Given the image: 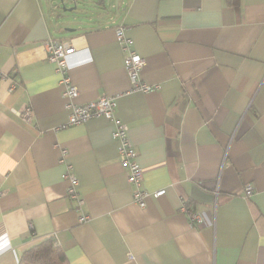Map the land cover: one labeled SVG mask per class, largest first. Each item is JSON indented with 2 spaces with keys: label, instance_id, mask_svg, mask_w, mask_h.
I'll return each instance as SVG.
<instances>
[{
  "label": "crops",
  "instance_id": "1",
  "mask_svg": "<svg viewBox=\"0 0 264 264\" xmlns=\"http://www.w3.org/2000/svg\"><path fill=\"white\" fill-rule=\"evenodd\" d=\"M75 3L65 14L55 0H0V264H19L48 238L70 264H264V0H65ZM117 25L159 89L128 92ZM48 37L77 48L76 103L118 95L145 188L166 189L145 208L112 121L58 128L69 110ZM61 146L82 209L66 195Z\"/></svg>",
  "mask_w": 264,
  "mask_h": 264
},
{
  "label": "built area",
  "instance_id": "2",
  "mask_svg": "<svg viewBox=\"0 0 264 264\" xmlns=\"http://www.w3.org/2000/svg\"><path fill=\"white\" fill-rule=\"evenodd\" d=\"M115 37L125 53L124 66L131 83V88L128 92H149L154 89H159L160 84H150L141 77V72L146 61L145 58L134 49L133 39L127 34L126 27L117 25L115 27ZM43 45L47 52V58L56 65V72L61 75V83L65 86L62 95L67 99L66 108L69 110V117L68 120L58 128H66L71 125L81 124L92 118L98 117H104L112 121L114 125L112 136L117 143L119 161L128 171V180L133 186V201L140 208H145L149 196H160L166 192V189L151 192L145 188L144 168L139 162L138 150L129 137V126L117 114L118 95L109 96L104 94L85 103H76L75 98L78 96L79 90L68 73L71 65V58L77 51L76 46L70 40L56 39L53 37L45 39ZM1 77H6V79L10 81L8 87L9 91L15 89L16 82L12 76L1 74ZM19 115L29 120L33 115V110L31 107L26 106L19 111ZM60 152L59 161L65 166L63 176L68 182L66 195L76 201L78 209H82L86 200L80 193L79 178L75 171L74 164L69 160L70 152L63 146H61ZM253 190V186L250 184L245 187L246 194H251ZM3 194L4 191L0 190V196ZM184 210L187 211V208L184 207ZM189 214L192 223L203 224L205 222L203 214L194 213L192 211H189ZM88 219L89 216L85 214L80 217L81 222L87 221Z\"/></svg>",
  "mask_w": 264,
  "mask_h": 264
},
{
  "label": "trees",
  "instance_id": "3",
  "mask_svg": "<svg viewBox=\"0 0 264 264\" xmlns=\"http://www.w3.org/2000/svg\"><path fill=\"white\" fill-rule=\"evenodd\" d=\"M19 264H70L67 256L53 238H48L28 249Z\"/></svg>",
  "mask_w": 264,
  "mask_h": 264
},
{
  "label": "water",
  "instance_id": "4",
  "mask_svg": "<svg viewBox=\"0 0 264 264\" xmlns=\"http://www.w3.org/2000/svg\"><path fill=\"white\" fill-rule=\"evenodd\" d=\"M74 1L76 2V0H74ZM61 2H62L61 7H62L63 12H67V11H70L71 12L72 10L78 8V4H76V3H75V5L73 7H67V5L65 4V0H61ZM65 30L71 31L72 29L66 28Z\"/></svg>",
  "mask_w": 264,
  "mask_h": 264
},
{
  "label": "rangeland",
  "instance_id": "5",
  "mask_svg": "<svg viewBox=\"0 0 264 264\" xmlns=\"http://www.w3.org/2000/svg\"><path fill=\"white\" fill-rule=\"evenodd\" d=\"M56 1V3L58 4V5H62V2H61V0H55ZM67 12H70V11H67ZM67 12H65V14L67 13Z\"/></svg>",
  "mask_w": 264,
  "mask_h": 264
}]
</instances>
